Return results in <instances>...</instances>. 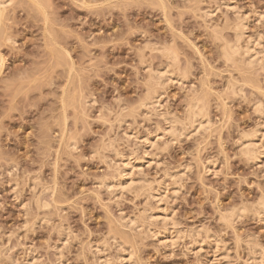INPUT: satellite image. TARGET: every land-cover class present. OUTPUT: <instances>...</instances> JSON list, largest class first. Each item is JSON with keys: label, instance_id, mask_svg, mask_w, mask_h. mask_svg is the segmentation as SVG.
I'll return each mask as SVG.
<instances>
[{"label": "rangeland", "instance_id": "rangeland-1", "mask_svg": "<svg viewBox=\"0 0 264 264\" xmlns=\"http://www.w3.org/2000/svg\"><path fill=\"white\" fill-rule=\"evenodd\" d=\"M7 1L0 264L262 263L264 0Z\"/></svg>", "mask_w": 264, "mask_h": 264}, {"label": "bare ground", "instance_id": "bare-ground-1", "mask_svg": "<svg viewBox=\"0 0 264 264\" xmlns=\"http://www.w3.org/2000/svg\"><path fill=\"white\" fill-rule=\"evenodd\" d=\"M6 1H7V0H6ZM4 2H5V0L0 1V14H1V13L3 12V10L5 9V8H4V6H5L4 4H5L6 2H5V3H4ZM7 2H8V1H7ZM35 3H36V2H35ZM41 6H42V5H41ZM43 7H44V6H43ZM159 7H160V6H159ZM43 9H44V8H43ZM4 11H5V10H4ZM206 13H207V12H206ZM44 15H45V14H44ZM1 16H2V14H1ZM3 16H4V15H3ZM43 17H44V16H43ZM1 18H2V17H1ZM44 18H45V17H44ZM45 19H46V18H45ZM0 21H1V20H0ZM241 28H242V27H241ZM241 28H240V29H241ZM233 29H234V28H233ZM242 34H243V33H242ZM242 34H241V35H242ZM236 35H237V34H236ZM239 35H240V34H239ZM228 41H229V40H228ZM234 44H235V43H233V46H234ZM229 46H230V45H229ZM229 46H227V47H229ZM235 46H237V45H235ZM225 48H226V47H225ZM232 48H233V47H232ZM235 48H236V47H234L233 49L236 51ZM249 49H250V48L247 47V49H246L245 51H247V50H249ZM251 49H252V48H251ZM174 50H175V49H174ZM225 50H226V49H225ZM231 50H232V49H231ZM234 50H233V53L235 52ZM228 51H229V49H228ZM252 51H253V50H252ZM249 52H250V51H249ZM241 53H242V52H241ZM246 53H247V52H246ZM250 53H251V52H250ZM250 53H249V54H250ZM253 53H254V51H253ZM171 54H172V53H171ZM223 54H224L225 57L228 56V58H229V55H227V54H229V53L226 52V53H222V55H223ZM230 54H231V53H230ZM174 55H175V54L173 53V56H174ZM167 56H168V55H167ZM0 57H1V56H0ZM57 57H58V56H57ZM232 57H233V56H232ZM166 58H167V57H166ZM171 58H172V57H171ZM173 58H174V57H173ZM228 58H227V59H228ZM60 59L62 60V58H60ZM0 61H2V60L0 59ZM59 61H60V60H59ZM174 61H175V60H174ZM61 62H62V61H61ZM0 64H1V63H0ZM169 65H170V64H169ZM152 69H153V67H152ZM169 69H170V68H169ZM163 70H164V69H163ZM148 72H149V71H148ZM157 72H158V71H157ZM160 72H161V70H160ZM164 72H165V70H164ZM150 74H151V73H150ZM159 74H160V73H159ZM161 74H162V72H161ZM161 74H160V76H161ZM158 78H159V77H158ZM167 78H168V76H167ZM160 79H161V78H160ZM168 81H169V80H168ZM251 81H252V80H251ZM251 81H250V82H251ZM151 82H152V81H151ZM253 82H254V81H253ZM248 83H249V82H248ZM255 85H256V84H255ZM258 86H259V85H258ZM260 89H261V88H260ZM145 92H146V91H145ZM153 94H154V93H153ZM153 94H152V96H153ZM206 95H207V94H206ZM148 97H149V95H148ZM148 97H147V98H148ZM143 98H144V97H143ZM147 98H146V99H147ZM154 98H156V97H154ZM199 98H200V97H199ZM156 99H157V98H156ZM154 100H155V99H154ZM145 102H146V101H145ZM149 102H150V101H149ZM153 102H154V104H155V101H153ZM153 102H151V103H153ZM195 102H196V101H195ZM195 102H192L193 105H194ZM202 102H203V101H202ZM143 103H144V102H143ZM156 103H157V102H156ZM157 104H158V103H157ZM196 104H198V103H196ZM196 104H195L194 106H196ZM149 105H150V104H149ZM159 105H160V104H159ZM191 105H192V104H191ZM191 105H190V106H191ZM193 105H192V106H193ZM198 105H199V104H198ZM198 105H197V106H198ZM141 106H142V105H141ZM190 106H189V107H190ZM192 106H191L190 109H192ZM197 106H196V107H197ZM147 107H148V106H147ZM151 107H152V106H151ZM196 107H195V108H196ZM195 108H193V109H195ZM203 108H204V106H203ZM261 108H262V105H261ZM157 109H158V108H157ZM190 109H189V110H190ZM193 109H192V110H193ZM155 110H156V108H155ZM192 110H190L191 113L186 114V115H190V116L192 117L193 121L195 120V122H196V120H197V117H196L197 114H196V113H198V112L195 113L194 110H193V111H192ZM206 110H207V109H206ZM190 111H188V112H190ZM157 112H158V111H157ZM200 113H201V112H200ZM200 113H198V115H199ZM260 113H261V112H260ZM161 114H162V113H161ZM158 115H159V114H158ZM163 115H164V114H163ZM174 116H175V115H174ZM190 116H188V117H190ZM188 117H187V118H188ZM191 117L187 119V120L189 121V123L192 122V121L189 120V119H191ZM195 117H196V119H195ZM167 118H168V117H167ZM200 118H201V116H200ZM200 118H199V119H200ZM168 119H169V118H168ZM192 119H191V120H192ZM205 122H206V121H205ZM192 123H193V122H192ZM198 123H199V122H198ZM200 123H201V126L204 125V124L202 125V122H201V121H200ZM167 124H168V122H167ZM169 124H170V123H169ZM193 124H194V123H193ZM183 125H184V124H183ZM198 125H199V124H198ZM192 126H193V125H192ZM169 128H170V127H169ZM170 129H172V128H170ZM255 129H256V128H255ZM202 130H203V129H202ZM253 132H254V130H253ZM260 132H261V131H260ZM170 133L172 134L173 132L170 131ZM262 133H263V132H262ZM247 134H248V133H247ZM249 134H250V133H249ZM124 135H125V134H124ZM131 135H132V134H131ZM133 135H134V134H133ZM133 135H132V136H133ZM128 136H129V135H128ZM128 136H127V138H128ZM132 136H131V137H132ZM136 136H137V135H136ZM124 137H125V136H124ZM244 137H245V136H244ZM261 137H262V136H261ZM134 138H135V137H134ZM248 138H249V137H248ZM248 138L246 137V138H244V139H247V140H248ZM254 138H255V137H254ZM242 139H243V138H242ZM142 140H143V139H142ZM144 141H145V140H144ZM146 141H147V139H146ZM258 141H259V140H258ZM262 141H263V140H262ZM147 142H148V141H147ZM242 142H244V140H243ZM247 142H248V143H247V146H246V141H245V143H243V145H245V146H244L245 148L243 147V150L245 151V154H248V153H249V154H251V153L254 154L255 152H252L251 149H249V145L252 144V141L248 140ZM250 142H251V143H250ZM256 142H257V141H256ZM151 143H152V142H151ZM253 143H254V142H253ZM145 144H146V143H145ZM241 144H242V143H241ZM254 144H255V143H254ZM252 145H253V144H252ZM253 146H254V145H253ZM262 146H263V145H262ZM257 149H258V148H257ZM253 150H254V149H253ZM259 151H260V150H259ZM262 152H263V151H262ZM256 153H257V151H256ZM254 155H255V154H254ZM254 155H253L252 157H254ZM256 158H257V157H256ZM258 159H259V158H258ZM128 161H129V160H128ZM123 164H124V163H123ZM123 164H122V165H123ZM126 164H127V163H126ZM128 165H129V164H128ZM207 168H208V167H207ZM125 172H126V171H125ZM123 173H124V172H123ZM177 174H178V173H177ZM118 175H119V174H118ZM121 175H122V174H121ZM126 175H127V174H126ZM122 176H123V175H122ZM169 176H170V175H169ZM117 177H118V176H117ZM130 180H131V179H130ZM126 182H127V181H126ZM133 182H134V181H133ZM129 184H130V183H129ZM117 185H119V184H117ZM130 185H131V184H130ZM163 185H164V184H163ZM108 186H109V185H108ZM121 186H122V185H121ZM124 186H125V184H124ZM164 186H165V185H164ZM110 187H111V186H110ZM126 187H127V186H126ZM119 188H120V187H119ZM124 188H125V187H124ZM144 189H145V188H144ZM165 189H166V188H165ZM149 194H150V192H149ZM257 207H258V209H255L256 211L253 212V213H254V216H256V217H260V216H262L263 213H264V198H263V199H260V200L258 201V206H257ZM241 209H242V208H241ZM253 211H254V210H253ZM231 212L233 213V211H231ZM235 212H236V211H235ZM238 214H239V213H238ZM226 215H227V214H226ZM230 216H231V215H230ZM234 216H235V215H234ZM237 216H238V215H237ZM226 217H227V216H226ZM238 217H239V216H238ZM150 218H151V217H150ZM163 218H164V217H163ZM221 218H223V217H221ZM235 218H237V217H235ZM220 220H221V219H220ZM222 220H223V219H222ZM224 220H226V219H224ZM233 220H234V219H233ZM259 220H260V219H259ZM229 221H230V220H229ZM231 221H232V220H231ZM130 222H131V221H130ZM224 222H225V221H224ZM227 222H228V221H227ZM218 240H219V239H218ZM248 241H249V240H248ZM247 245H248V244H247ZM259 247H260V246H259ZM124 249H125V248H124ZM251 250H252V249H251ZM261 251H262V252H261ZM261 251L259 252L260 255H259V253H258V255H259L258 257H259V259H261V262L264 264V250H261ZM251 252H254V251H251ZM255 253H256V252H255ZM249 254H250V253H249ZM228 255H229V254H228ZM251 255H252V254H251ZM251 255H250V256H251ZM254 255H255V254H253V256H254ZM225 256H227V255H225ZM253 256H252V258L254 259V257H255L256 255H255L254 257H253ZM118 257H119V256H118ZM256 257H257V256H256ZM256 257H255V258H256ZM246 260H248V259H246ZM254 260H255V259H254ZM255 261H256V260H255ZM246 262H247V261H246ZM262 263H260V264H262ZM257 264H258V263H257Z\"/></svg>", "mask_w": 264, "mask_h": 264}]
</instances>
